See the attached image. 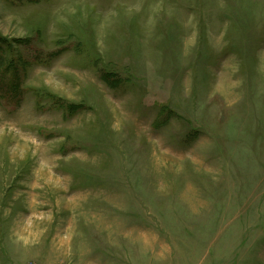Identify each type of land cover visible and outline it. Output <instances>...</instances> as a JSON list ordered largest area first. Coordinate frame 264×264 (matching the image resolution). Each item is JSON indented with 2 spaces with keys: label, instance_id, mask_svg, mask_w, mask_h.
<instances>
[{
  "label": "rangeland",
  "instance_id": "1",
  "mask_svg": "<svg viewBox=\"0 0 264 264\" xmlns=\"http://www.w3.org/2000/svg\"><path fill=\"white\" fill-rule=\"evenodd\" d=\"M0 264H264V0H0Z\"/></svg>",
  "mask_w": 264,
  "mask_h": 264
}]
</instances>
